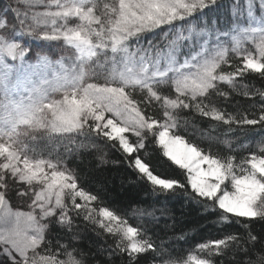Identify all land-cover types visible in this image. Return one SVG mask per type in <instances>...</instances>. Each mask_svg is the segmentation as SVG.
Here are the masks:
<instances>
[{
	"label": "snow or ice",
	"instance_id": "obj_1",
	"mask_svg": "<svg viewBox=\"0 0 264 264\" xmlns=\"http://www.w3.org/2000/svg\"><path fill=\"white\" fill-rule=\"evenodd\" d=\"M17 5L7 6L0 17V31L7 34V38L0 35V264H87L84 254L70 243L54 245L48 239L53 222L72 231L75 217L81 216L120 237L109 247V264L116 255L128 254L132 264L149 250L161 254L151 238L138 239V229L126 226L116 211L100 207L97 213L92 205L102 202L100 193L80 186L79 176L65 166L63 157L30 158L25 138L51 141L60 137L77 150L97 152L95 141L102 139L121 153L134 174L127 179L122 175V185L139 188L144 192L142 199L181 195L185 206L188 202L202 205V215H216L215 223L232 218L237 223L240 218L264 221V138L258 142V152L237 160L211 146L204 150L178 134V114L183 110L229 126H254L253 130L259 126L264 131V105L258 108L257 118L209 107L214 94L228 95L219 91L221 82L238 90L235 77L251 71L264 78V0H258L259 15L254 0L230 4L233 15L244 7L248 23L246 27L232 25L231 52L242 66L234 62L235 70L228 72L222 66L229 62V49L216 41H204L199 51L187 43L178 48L173 41L163 52L153 40L143 43L158 31L167 37L186 25H207L208 13L222 8V0H17ZM36 5H43L44 10H32ZM8 13L13 15L10 27ZM70 18L78 23L70 27ZM219 19L213 13V24ZM26 38L62 40L74 53L67 56L68 64L63 57L53 61L39 52L29 62L30 46L18 42ZM245 42L254 45V53ZM97 68L106 71L98 73ZM92 77L96 82H88ZM163 86L173 89L175 98L162 95ZM57 95L59 99L54 98ZM259 95L264 98V91ZM154 101L162 102L163 122L148 114ZM151 143L182 170L185 180L157 174L150 163ZM223 143L229 145L227 140ZM105 155L97 157L99 165L108 163ZM21 186L26 187L16 194L30 200L28 211L13 209L7 198ZM242 227L246 236L230 234L201 243L198 249L206 258L190 254L182 264H216L214 257L233 246L248 257L235 264H264V242L254 251L261 238L253 234L251 223ZM77 238L73 233L72 239Z\"/></svg>",
	"mask_w": 264,
	"mask_h": 264
},
{
	"label": "trees",
	"instance_id": "obj_2",
	"mask_svg": "<svg viewBox=\"0 0 264 264\" xmlns=\"http://www.w3.org/2000/svg\"><path fill=\"white\" fill-rule=\"evenodd\" d=\"M12 2L16 7L17 0H0V7L7 3L12 6ZM102 2L110 3L111 0H102ZM222 3V8L208 13L207 27L212 26L213 13L217 18H220L219 22L215 24L217 28L231 24L233 18H231L230 4L235 3V0H222ZM203 25L205 24L201 23L198 26ZM188 26L186 25L185 28ZM173 34L165 37L163 32L158 31L155 37L151 34L145 37L143 43L147 45L148 40H153L154 44L159 45L161 51L166 44L169 45ZM245 46L253 53L255 52L254 45L245 42ZM225 47L229 49L230 59L222 68L225 72L234 71L235 69L232 67L234 62L237 66H242V64L239 57L231 52L232 44H226ZM95 71L103 73L105 69L97 68ZM92 82H96L95 77L92 78ZM234 82L238 90H233L231 85L221 82L219 91L227 92L228 95L225 97L214 94L213 103L209 107H216L230 114L257 118L259 116L258 108L264 105V98L259 95V92L264 91V78L258 73L249 71L243 77H235ZM245 90L249 92L248 96L243 94ZM161 94L175 98V92L169 86H163ZM139 98V94H137V99ZM205 103L207 104V101ZM252 111H255V115L251 114ZM148 114L155 115L161 121L166 119L163 116L162 102L154 101L153 110ZM178 119L180 123L178 134L184 136L186 140L200 145L204 150H208L211 146L212 150L221 154L234 155L237 160L247 157L252 151L258 152V142L264 138V131H261L259 126H255V130H253L254 126H244L243 128L237 124L229 126L223 121L214 120L211 116L204 117L188 110L181 111L178 114ZM130 139L134 141L136 138L134 139L130 134ZM225 140L229 141V145L223 143ZM95 143L100 149L99 152L77 150L74 144L68 143L67 139L56 137L51 141L46 139L42 141L30 140L25 151L30 150L38 157L53 160L56 157H63L66 161L65 166L74 169L79 176L78 184L80 186L93 194L100 193L102 202H94L92 205L97 209V213L100 207H108L110 210L116 211L120 218L126 222V226L138 229L140 233L138 239L151 238L154 246L160 249L159 256L156 252L149 250L140 254L138 260L133 261L132 264H165V262L171 264L173 261L176 264H182L190 254L206 258V253L199 251V244L212 239H222L230 234L244 237L246 230L242 224L246 223H251V231L261 238V242L256 244L254 251L260 249L261 243L264 242V221H249L246 218H240V223H237L236 219L232 218L230 222L215 223L216 215H202V205L197 206L188 202L185 206V197L181 195H177L175 198L160 196L155 200L149 195L147 200H144L142 199L144 192L139 188L121 183L122 175L125 179L128 176H134L126 166L121 153L111 147L110 143L105 144L102 139H97ZM148 151L152 153L150 163L157 170V174L166 178H180L182 181L186 179L182 170L162 157L158 146L154 143L149 145ZM101 154H106L105 158L108 163L105 165H99L97 157ZM139 154L143 156L145 153L142 151ZM113 161L118 163L113 164ZM144 187L146 190V186ZM77 202H80L79 199ZM146 205H152V207H146ZM73 233L78 234V238L75 240L72 239ZM48 239L54 245L57 242L60 244L70 243L78 252L84 254L87 264H109L107 260L109 247L114 246L120 237L109 235L103 229H98L97 226L84 221L81 216L75 217L72 231L53 222L48 232ZM64 258L61 256V259ZM214 259L216 264H235L237 260H247L248 257L238 253L233 246L226 249L224 255H217ZM112 264H129L128 254L114 256Z\"/></svg>",
	"mask_w": 264,
	"mask_h": 264
},
{
	"label": "rangeland",
	"instance_id": "obj_3",
	"mask_svg": "<svg viewBox=\"0 0 264 264\" xmlns=\"http://www.w3.org/2000/svg\"><path fill=\"white\" fill-rule=\"evenodd\" d=\"M10 1H14V0H10ZM235 2H237V0H235ZM254 2L256 3V9H257L255 14L259 15L260 13L258 11V0H254ZM244 3L246 4V0H244ZM13 5L14 4L12 2V7H14ZM7 6H9L8 3H7V5L3 4V7H0V17H3V13L6 10ZM17 6L18 5L16 4V7ZM20 6H21V9L23 11L24 10L23 6L22 5H20ZM32 10L43 11L44 7H43V5H36ZM6 18L8 20L9 27H10L11 24L13 23L12 13H8ZM231 18H233L231 24L230 25H228V24L223 25L222 28H217L215 26V24H213V23H212L211 27H207L206 25L199 27L196 24H190L185 29L178 28L174 32L171 39L169 40V45L166 44L165 47L163 48V50H161V52L165 51L172 44L173 41H175V46L178 48H181L183 46V44L187 43V45L189 47L195 46L197 51L200 50V47L205 46L204 41H206V40L216 41V42H218L224 46L226 44H232V36L235 34V32L232 28L233 23L235 22L236 24H238L242 27H246L247 23H248L247 13L244 10V7L242 6L240 9H238L234 15L231 12ZM76 23H78V21L75 18H70V21H69L70 27L75 26ZM225 32H227L228 35H224ZM17 34L18 35L20 34L19 31ZM0 35H5V37L7 38V34L3 31H0ZM18 42H23V43H26L27 45L30 46L31 55L28 56L29 62H34L35 56H36L37 52H39L42 55H48L49 59H51L53 61L61 59L63 57L64 58L63 62L65 64H68L69 60L67 59V56L74 53V50L71 49L70 46L66 45L62 40L59 42H41V41H37V40L31 39V38H26L24 41H18ZM180 59L182 61L184 59V57L182 56V57H180ZM105 71H106V69H105ZM92 78H90L88 82H92ZM54 98L59 99L60 96L57 95ZM161 122H163V121H161ZM134 139H135V137H134ZM29 141H30L29 139L25 138V144L26 145ZM32 147H33V145H32ZM34 147H36V146H34ZM27 154L29 155L30 158H33V159H47V158L38 157L37 155L33 154L30 150H28ZM2 162H3V160L0 159V163H2ZM17 183H19V182L17 181ZM24 187H26V186H21L20 189H15L9 193L7 198L9 199L10 207H12L13 209L18 208L21 211H28L29 210L27 205L30 203V200L27 199L26 197L25 198L18 197L16 194L17 191L21 190Z\"/></svg>",
	"mask_w": 264,
	"mask_h": 264
}]
</instances>
